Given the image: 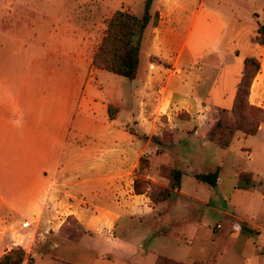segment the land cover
<instances>
[{
	"label": "rangeland",
	"instance_id": "374dc122",
	"mask_svg": "<svg viewBox=\"0 0 264 264\" xmlns=\"http://www.w3.org/2000/svg\"><path fill=\"white\" fill-rule=\"evenodd\" d=\"M201 1L188 0V10L173 25L177 36L172 46L183 49L188 76L175 74L171 84L186 79L192 118L185 120L187 111L181 110L183 118L170 121L161 145L148 142L144 134L130 143L132 132L159 134L168 119L167 114L156 118L154 109L145 110L149 121L143 118L140 79L68 58L59 64V58L43 55L39 45L41 39L54 43L58 34L74 32L88 62L113 13L129 9L141 17L145 0H0V253L10 237L13 246L33 245V260L25 264H51L52 258L77 264H154L159 254L183 264H264V129L247 138L237 132L225 149L211 141L216 123L233 118L230 110L248 56L261 61L251 92L264 104V46L256 41L264 0ZM42 57L48 63L39 62ZM147 60L143 47L140 76ZM109 104L118 107L114 119ZM115 142L114 154L125 153L121 160L126 164L140 153L151 156L156 188L166 183L157 174L159 166L173 164L184 171L181 190L161 209L173 211L160 215L158 207L138 195L141 200L129 201L131 216L102 210L88 216L102 235L86 230L78 219L77 227L85 233L75 242L50 222H66L77 190L87 186L89 193L80 195V203L104 205L91 190H103L97 178L117 169L103 162ZM218 166L215 186L197 179V173ZM128 170L123 190L136 176ZM38 172L48 192L29 201L28 187ZM86 179L95 182L82 183ZM49 192L60 195L46 202ZM2 196L19 210L14 216L5 217L10 207ZM218 223L221 233L236 226L219 250L214 238Z\"/></svg>",
	"mask_w": 264,
	"mask_h": 264
},
{
	"label": "crops",
	"instance_id": "0c3cea01",
	"mask_svg": "<svg viewBox=\"0 0 264 264\" xmlns=\"http://www.w3.org/2000/svg\"><path fill=\"white\" fill-rule=\"evenodd\" d=\"M201 3H202L201 5H203V0L201 1ZM187 4H188V0H155L153 4V11L159 12L160 14L159 23L157 26H150L147 29L146 36L144 37L143 42H142L141 53H142L143 47H145L148 60H147L146 69L143 75L140 76L139 70H138V76L135 78V79H140L141 81V84L139 85V94L141 96V110L140 111L143 114V118H145L148 121L150 120V116L145 114V110L154 109L155 113H157L156 118L158 117V115H166V114L168 115L167 121L162 122V125L160 127L158 126L159 133H162L169 126L171 127L170 121H173L174 118L176 117L181 118L179 117V113L181 112V110L187 111L190 114V118L187 120H190L192 118V115L189 111V108H190L189 103L185 101V98L188 94V92H186L185 90L186 79L182 81V84H176L177 80H173L174 84H171V81H172L171 77L175 74L188 76V72L185 73L186 65L182 63L183 49L181 48L179 51H177L175 50L174 46H172V42L175 40L177 36V31L173 28V25L176 23L178 19H180L178 17H180L184 11L188 10ZM202 14L204 15L206 14V12ZM197 18H199V16H197ZM73 33L74 32L70 33L71 35H65V36L58 34L59 36L56 38L54 43L48 42L49 40H45L44 42H41L42 40L41 39L39 45L42 48V54L43 55L51 54L52 56H55V58H59V60L57 61V63L59 64L62 63V58H68L70 60L78 61L79 63H82L83 65L92 69L94 67L92 65V60H93V54L95 51L93 52L88 62H85V60H83L84 51L81 49L82 46H80V44L78 46L77 36L75 34L73 35ZM38 61L45 63V64L48 63L46 57L45 58L42 57V59H39ZM140 65H141V57H140ZM165 75H167L166 76L167 78L165 77ZM131 80H134V79H131ZM176 96H178L177 98L180 99L181 105L185 107L179 106V103H177ZM250 99H251V102L256 105H260V106L264 105L263 100L253 98L252 92L250 95ZM262 129H264V124L260 126L259 130H262ZM154 132L152 133H137V132L131 133L133 138H131L130 143L134 144L136 142V138L144 139L140 134H144V135L151 137L154 134ZM194 132H197L196 127L194 129ZM150 141L151 139L148 138V142ZM112 146H114V148L106 149L107 150L106 152H108L110 156L107 158V160H104L103 162L106 164H110L113 168H117V169L115 171L114 169H109L107 175L100 176L99 178H97V183L105 187L103 190H100L99 188L97 189L93 188L91 190L92 194L96 192V195H97L96 200H98V202L101 201L104 204L103 206H106V207L99 206V204H95L93 207L92 206L90 207L88 206V204L83 205L82 203H80V195L89 193L87 191V188L89 186L84 187L85 191L78 189L77 191L79 193L77 194V196H75V201L73 202L74 204H71V206H69L68 214L73 213L74 215H76L86 230L93 229L95 232H97L96 231L97 226H95L96 224L94 222L95 220H93V217L89 218V220L87 218L88 216L94 215L95 212H97L98 210L110 212L120 218L123 216V214L131 216L133 214V211L131 209V202L133 203L134 201L137 202L138 200H141V199H136V196L138 195L143 197L142 201L144 203H147L148 206H151L154 209L158 207L159 209L158 213L160 215L165 212L161 210L164 207V205L165 206L168 205L166 203H159V204L154 205L151 203L150 198L147 195L136 194L133 188L134 180L132 181L131 187L129 189L123 190V187H121V185L123 184L122 183L123 178L125 177L127 173H129L128 169H130V172H134L136 167H138L139 159L142 154L141 153L138 154V156L132 158V161L130 163L126 164L125 161H123L124 159L121 160V158L125 157V153L115 156L114 152H116L117 150L116 142ZM149 178L152 179L153 181L154 180L156 181V177L152 175H150ZM89 180L90 179H86L82 183H89L91 181ZM91 182H95V181L92 180ZM44 183H45V180H41L40 174L38 172V177L36 178V180L34 178V181L30 183L28 187L29 197L32 198V195H36V197L34 199L28 198L29 201L35 200L39 196L41 197V194L43 195L42 192H44V190L46 193L47 190L45 189ZM253 186L254 185H250V187H253ZM53 188L54 186L52 185L50 190L53 191L52 190ZM178 192L179 191H176L173 193L174 198H176V194ZM45 193H44V198L46 197ZM48 195L51 197H48L46 199V202H48L50 199L55 201L57 199V196L60 195V192H58V194L56 192H53V193L49 192L47 196ZM1 200L3 203L5 202V205L7 207H10V210H9L10 213L5 214V217L14 216L16 211H19L15 208L13 204H9L8 198L3 197ZM171 211H173V209H171L170 212ZM170 212L166 211L165 214L170 213ZM62 222L63 220L60 223L51 221L50 225L52 229L55 230V226H56V229H59ZM217 227H220L217 230L219 232L223 228L222 223H218ZM235 231H236V226L231 224L229 230L226 231V233H221V232L216 233L214 238L215 240L217 239L219 240V243L216 246L218 250L222 246L221 244L227 238V236L230 233L235 232ZM97 233L98 235H102V232H97ZM155 233L158 235L168 236L163 233H158L157 231ZM112 237H107V239H111ZM13 245L15 244H13L11 238L7 237V245L4 247L1 253L3 254L6 250H9L13 247H18V245L17 246H13ZM22 247L26 248L27 251L30 252L32 250L33 245L32 244H30L29 246L22 245ZM107 256H108L107 254L104 255L105 258H108ZM45 257H46V254H45ZM60 262H61V259L57 260V259L52 258L51 264H59Z\"/></svg>",
	"mask_w": 264,
	"mask_h": 264
},
{
	"label": "trees",
	"instance_id": "16d2710c",
	"mask_svg": "<svg viewBox=\"0 0 264 264\" xmlns=\"http://www.w3.org/2000/svg\"><path fill=\"white\" fill-rule=\"evenodd\" d=\"M154 1L145 0L144 12L141 17L129 9H117L113 13L107 21L103 37L93 54L92 65L94 67L108 70L129 79H135L138 76L142 42L146 36V31L150 26H157L159 23L160 14L158 11H153ZM257 23L256 41L259 45L264 46V22L258 20ZM260 70L261 61L257 57L248 56L244 59L243 72L237 85L233 107L230 110L233 118L231 121L219 120L211 132V141L217 146L224 149L228 148L237 132H240L243 138L256 135L260 126L264 124V107L252 103L250 99L253 81ZM108 110L109 113L114 111L110 118H116L118 107L109 104ZM186 114L184 119H189L190 114L188 112ZM165 131L153 134L151 137L144 135V138H150L154 143L163 145L164 141L160 139V136L166 134ZM171 142L173 141L171 140ZM220 171L221 168L218 166L215 170L207 173H197L196 177L199 181L215 186ZM135 172L136 176L133 183L135 193L147 195L154 205L171 203L174 191H180L182 188L184 171L173 164L159 166L157 174L164 178L166 183L162 186L163 188L155 187L154 184L156 183L149 178L153 172L150 155L143 154L140 157ZM246 179L249 183V179ZM77 223L78 218L71 214L68 216V220L60 226L61 231L75 242L79 241L84 234V231L77 227ZM162 233L169 235L165 232ZM31 260H33V254L26 248L18 246L6 250L0 257V264H24ZM60 264L77 263L64 260ZM154 264L183 263L173 257L160 254Z\"/></svg>",
	"mask_w": 264,
	"mask_h": 264
}]
</instances>
